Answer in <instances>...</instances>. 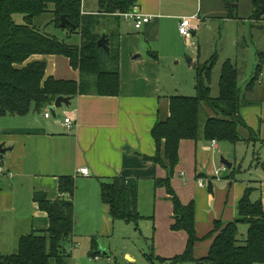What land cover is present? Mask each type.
<instances>
[{"label":"trees","instance_id":"obj_1","mask_svg":"<svg viewBox=\"0 0 264 264\" xmlns=\"http://www.w3.org/2000/svg\"><path fill=\"white\" fill-rule=\"evenodd\" d=\"M230 10L238 0H223ZM137 0H97L99 11L85 15L82 0H0V115L26 116L41 112L54 105L59 97L94 95L117 97L120 92V22L121 15L134 10ZM52 15L50 23L60 27L65 16L72 26L62 29L68 37H80L79 45L48 36L37 26V20ZM23 23L16 20L21 17ZM232 18V17H229ZM264 0H253L250 20L262 21ZM103 34L109 41L107 53L97 47ZM33 56H62L70 61L79 73L77 81L57 80L47 77V62H28ZM156 58V56H154ZM215 58L196 66L195 97H170L169 116L158 119L151 135L155 154L144 160L159 166L166 176L154 181L155 190L164 189L172 204L171 230L186 235L182 254L173 258H158L162 264H264V204L253 201V188H248L238 204V218L224 223L217 220L207 237L212 243L205 256L196 259L195 247L200 240L196 232L195 202L184 204L176 193L172 179L180 162L183 141H197L200 137L208 142L237 145L243 141L240 130L246 129L255 142V132L247 126L241 110L246 106L239 90V73L230 61L221 69L219 97H211V73ZM264 69V54L246 90L252 89ZM206 106L213 116L201 125L202 107ZM264 143V141L262 142ZM3 155L0 154V162ZM76 178H59V197L51 201L44 193H35L34 202L46 213L49 228L32 232L18 241L15 254L0 255V264H68L72 255L67 249L77 248L74 241ZM212 193V188H210ZM102 203L108 208L113 221L138 225L144 217L138 210L139 185L137 180L115 177L100 181ZM247 226L246 234L239 239L241 226ZM91 256L98 249L92 239ZM73 253V251H72ZM151 263H154L150 259Z\"/></svg>","mask_w":264,"mask_h":264},{"label":"crops","instance_id":"obj_2","mask_svg":"<svg viewBox=\"0 0 264 264\" xmlns=\"http://www.w3.org/2000/svg\"><path fill=\"white\" fill-rule=\"evenodd\" d=\"M135 7L141 14L151 17L152 21L140 30H136L131 22H127L129 23L128 28L120 24L119 96L74 97L70 108H62L63 120L56 119L54 122L51 121L52 116L45 117V114L49 112V107L45 109V113H38V117L31 115L32 112L22 117L0 115V145L11 149L3 154L2 165L8 173L13 174V177L8 175L0 177V227H4L3 222L25 224L26 228H22L24 232L19 236L17 234L16 239L18 237L19 240L22 236L49 228L48 216L34 202V195L44 193L49 200H57L61 197L60 177L75 176L80 169H88V177L76 176V183L80 185L76 184L73 199L75 207V200L79 206V193L87 184H94L96 188L97 186L100 188L101 180L119 177L137 180L139 186L148 184L154 186L155 179L166 176L165 171L159 166L144 160V156L152 157L155 154V143L151 135L154 125L159 118L166 119L169 116L170 97L172 96L163 85L162 55L172 47L173 39H180L178 27L182 20L194 17L197 20L193 22L192 38H184V40L186 48H193L196 52L200 51L192 39L199 27L198 15L202 11V5L199 6L201 9L197 10L196 0H137ZM234 7L238 8V5L232 8ZM98 11L97 2L94 9L89 11L82 6V12L85 15L95 14ZM210 13L212 12L208 14ZM260 22L264 23V18ZM79 44L80 42L73 43V45ZM173 57L178 59L176 51ZM37 60L47 62V77L53 76L57 80L71 81L79 79V73L73 70L70 61L65 57L33 56L28 62ZM188 61L192 62L190 59ZM253 91L254 86L246 90V96ZM245 102L246 106L242 108L241 115L247 126L255 132L257 140L247 142L250 134L246 129H242L244 132L242 143L247 149L251 147L261 149L264 147L262 143L264 141V110L259 108L253 120H250L245 116L246 110L254 106L255 101L247 100L245 97ZM66 118L72 119L73 129L67 130L65 127ZM198 141L181 143L180 162L172 179V185L184 204L193 201L196 205L198 202V199L182 200L181 198L185 196L180 187L187 186L192 180L197 182L201 197L210 199L205 193L206 187H199L198 184L199 181L209 178L210 172H200L201 166H198L197 159L205 160L209 150H218L221 143H217L215 147L213 142L205 140L208 144H203L200 151H197ZM240 143L232 146H239ZM190 147H194L195 150V163L193 172L188 177L184 172L178 174V169L185 166L184 153ZM232 165V169L237 168L235 163ZM221 166L224 167L222 163ZM240 167V172H242V166ZM260 170L264 172V154L259 157L254 154L244 179H236L234 175L226 178V183H223L224 189L219 190L227 194V203L230 207L224 208L221 221H223L226 210L229 212L226 216L227 222L224 223L238 218V204L248 188L254 189L252 200L261 199L264 204V175ZM3 178H6L5 182H2ZM154 192L155 202L158 200V205H167L173 215L172 204L167 200L165 190H155L154 187ZM98 194L100 195L99 192ZM157 196L163 197V200ZM99 198L101 200V196ZM221 208L222 202L215 206L216 216ZM101 212L102 216H109L111 222H114L105 205ZM199 221L208 223L210 219L207 216L206 219ZM196 225H198V220ZM3 232L4 230L0 228V233L3 234ZM76 237L74 227V241L77 243ZM0 252L7 253L2 249ZM94 253H97V250ZM127 257L133 260L129 255Z\"/></svg>","mask_w":264,"mask_h":264},{"label":"rangeland","instance_id":"obj_3","mask_svg":"<svg viewBox=\"0 0 264 264\" xmlns=\"http://www.w3.org/2000/svg\"><path fill=\"white\" fill-rule=\"evenodd\" d=\"M82 1L83 8L87 11L94 9L97 2V0ZM196 4L197 10H200L199 6L202 5V11L198 15L199 27L192 40L200 51L197 50L198 52H196L193 48H186L182 36L180 39H173L172 47L162 55L163 85L166 86L171 96L195 97L196 66L203 68L206 62L215 58L210 88L211 97L216 99L219 97V80L222 66L226 61H230L236 66L239 73L238 83L241 97L255 101V105L247 109L245 114L246 117L253 120L255 112L259 108L264 110V69L254 84L253 93H248L249 95L246 96V88L260 64V55L264 54V23L250 20L253 13V0H238L232 5V7L238 5V8L231 7L230 10L223 0H196ZM209 12L212 13L208 14ZM52 18L51 14H46L37 20L36 24L43 33L59 40H65L69 44L80 42L77 35L69 38L67 31L55 27L54 23H50ZM16 20L19 24L23 23L22 16L17 17ZM120 24L123 27H129V23L125 22L123 18ZM175 51L179 56L178 59L173 57ZM189 59L193 63L189 62ZM63 109L57 111L59 117L51 118L52 122L56 119L63 120ZM38 113L43 114L45 110L36 112V114L32 112L31 115H37ZM212 116L213 113L206 106H203L201 125L204 124L207 118ZM243 133L241 129V137H243ZM198 140L197 151H200L202 145L208 143L205 142L203 137ZM240 144L234 147L229 143H221L218 150H209L205 160L197 159L198 166H201L200 172H210V177L202 180L206 187L205 193L210 199L201 197L200 191L197 189V182H194V180L188 183L187 186L180 187L185 196L181 197L182 200L198 199L195 205V219L196 224L198 220L196 232L201 241L195 247L194 257L196 259L205 255V251L212 243V239L207 236L211 232L214 222L216 219H221L224 208L230 207L227 203V194L221 192L224 189L223 183H226V178L234 175L236 179H244L247 176L246 171L249 164L252 163L253 155L256 154V157H259L264 154V147L261 149L260 147L247 149L242 142ZM184 157L185 166L178 169V174L184 172L189 177L193 172L195 163L194 147L187 148ZM222 158L231 164L235 163L237 168L229 170L222 167ZM240 166H242V172H240ZM260 171L264 175V172ZM5 181L6 178H3L2 182ZM79 185L77 184V186ZM211 185L213 188L212 194H210ZM78 188L80 191V187ZM98 192L100 193V188L99 186L96 188L94 184H87L80 193L78 192L79 206L75 200V235L77 236L78 246L72 250V246L68 245L67 249L72 255L68 264H162L157 260L158 258H173L183 253L186 237L183 233L171 230V209L167 205H158V200L155 202L154 186H150V184L139 186L138 210L144 218L139 221L138 225L127 224L123 221L112 223L109 216H102L101 210L104 205L101 203ZM158 198L163 200V197ZM220 202H222V208L216 216L215 206ZM228 212L229 210L225 211L223 222H227ZM207 216L210 222L203 223L199 221L206 219ZM24 225L3 222L4 227H0L4 230L3 234L0 233V249L7 252V255L17 252L18 242L16 240H18V237L16 239L15 236L17 234L19 236L24 232L22 229L26 228ZM246 229L247 226H241L239 239L242 238V234H246ZM201 231L203 233H199ZM93 237L100 244L95 258L90 254ZM99 251L103 253H99ZM6 254L2 253V255ZM127 255L133 260H129ZM150 259L154 263H151ZM184 264L192 263L187 262Z\"/></svg>","mask_w":264,"mask_h":264},{"label":"built area","instance_id":"obj_4","mask_svg":"<svg viewBox=\"0 0 264 264\" xmlns=\"http://www.w3.org/2000/svg\"><path fill=\"white\" fill-rule=\"evenodd\" d=\"M121 17L126 22H131L136 30H140L144 25L149 24L152 21L151 17H147V16L141 14L136 7H134L133 11H131L129 13H126V14H123V15H121ZM195 20H197V18H195V17L194 18H190V19H183L182 20V22L180 23V25L178 27V31H179V34L183 38H185V39H191L192 38V35H193V32H194L193 22ZM45 117L46 118H50L51 117L50 113L47 112L45 114ZM64 123H65V127L67 128V130L73 129V121H72V119L66 118ZM213 144L216 147L217 143L213 142ZM6 175H8L9 177H13V174L12 173H8L4 169V167L2 165V162H0V177L6 176ZM78 175L88 177L89 176L88 169L87 168L80 169L74 177L76 178V176H78ZM198 184H199V187H204L205 186L203 181H199Z\"/></svg>","mask_w":264,"mask_h":264},{"label":"water","instance_id":"obj_5","mask_svg":"<svg viewBox=\"0 0 264 264\" xmlns=\"http://www.w3.org/2000/svg\"><path fill=\"white\" fill-rule=\"evenodd\" d=\"M60 27L62 29H65L67 27H72L73 29H75L74 26H72L70 24V22L67 20V18L65 16L61 17V24ZM108 43L109 41L106 39V35L103 34V36L101 37V39L97 42V47L99 49H103L105 50L107 53L109 52V48H108ZM73 101V97H59L56 99L54 105H52L51 107H49V113L52 117L56 118L58 117L57 115V111L62 109L63 107L65 108H70L71 107V102ZM8 150L11 149H6L3 147V145H0V154H5ZM221 163L224 167H226L227 169L231 170L232 169V164L229 163L228 161H226L225 159L222 158ZM99 253H103L102 251H99ZM98 254V253H97Z\"/></svg>","mask_w":264,"mask_h":264}]
</instances>
